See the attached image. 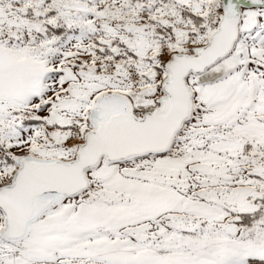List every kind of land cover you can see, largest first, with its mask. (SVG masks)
I'll return each mask as SVG.
<instances>
[{"label": "snow or ice", "instance_id": "snow-or-ice-1", "mask_svg": "<svg viewBox=\"0 0 264 264\" xmlns=\"http://www.w3.org/2000/svg\"><path fill=\"white\" fill-rule=\"evenodd\" d=\"M0 264H264V0H0Z\"/></svg>", "mask_w": 264, "mask_h": 264}]
</instances>
